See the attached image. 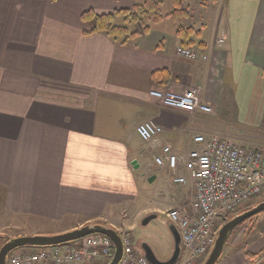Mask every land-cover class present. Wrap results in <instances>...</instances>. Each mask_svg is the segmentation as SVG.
Instances as JSON below:
<instances>
[{
	"label": "crops",
	"instance_id": "obj_1",
	"mask_svg": "<svg viewBox=\"0 0 264 264\" xmlns=\"http://www.w3.org/2000/svg\"><path fill=\"white\" fill-rule=\"evenodd\" d=\"M143 1L0 0V233H57L88 223L130 231L145 181L164 171L152 162L164 144L186 154L200 132L242 142L214 128L225 102L262 120L264 0H188L195 7L189 16H168L169 6L147 33L128 41L87 32L93 26L84 12L108 14ZM183 44L208 59L178 56ZM158 70L169 71L165 82L152 77ZM155 87L198 88L214 112L168 109L149 95ZM145 120L164 128L159 145L140 138L137 127ZM167 173L174 186L175 174ZM176 191L172 205L188 190ZM253 263L235 255L223 264Z\"/></svg>",
	"mask_w": 264,
	"mask_h": 264
},
{
	"label": "built area",
	"instance_id": "obj_2",
	"mask_svg": "<svg viewBox=\"0 0 264 264\" xmlns=\"http://www.w3.org/2000/svg\"><path fill=\"white\" fill-rule=\"evenodd\" d=\"M176 52L184 58L199 57L189 47L179 46ZM149 95L168 109L214 112L212 106L202 104L196 89L178 92L155 87ZM137 132L144 142L156 146L161 143L164 128L153 120H145ZM191 137L195 146L186 154L164 144L152 158L161 170L175 174V184L191 186L193 193L189 203L165 212L182 237L181 254L175 264H198L210 253L230 214L252 199L264 197V147L244 145L221 133H196ZM120 234L124 246L118 264H153L135 247L127 232ZM115 252L111 238L94 234L81 242L17 249L9 255L8 264H109Z\"/></svg>",
	"mask_w": 264,
	"mask_h": 264
},
{
	"label": "rangeland",
	"instance_id": "obj_3",
	"mask_svg": "<svg viewBox=\"0 0 264 264\" xmlns=\"http://www.w3.org/2000/svg\"><path fill=\"white\" fill-rule=\"evenodd\" d=\"M186 5L188 7V11L190 7L195 8L194 6L188 5V3ZM169 6L173 10V7H172L173 0H164L161 6H159L160 15L162 14L163 16H165L169 10ZM152 20L154 21L153 16L149 20V22ZM116 22L119 25L128 24L129 30L130 28L132 29L137 28L141 30L140 25H137L134 27L133 23L130 24V23L124 22L123 18H119ZM209 30H210V27H209ZM225 40H226L225 36L222 35L221 37L217 39V43H219V45H222L225 43ZM180 46H184V45H180ZM184 47L192 48L199 53V57L197 59H191V58H185V59H189V60H199V59L207 60L208 59V56L202 55L198 48L192 47V46H184ZM192 89L197 90L198 97L200 99V90L198 88H192ZM224 90L225 92H227L229 90V86L225 87ZM218 107H219L218 114L214 115L212 118L217 122L216 124H214V128L223 127V128L228 129L231 133L241 136V138L243 139L242 142H239L237 141L238 139H236V141L241 144L248 145V146L259 145L261 147H264V116L262 120L257 122L256 120L250 118L249 116L244 115L245 113L244 105H239V108H238L237 104L225 102L224 105L218 106ZM200 133H203V132H200ZM204 134H207V133H204ZM224 135H227V134H224ZM233 139L235 140V138ZM167 172H168L167 170L162 171L161 176H159L158 179L156 180L150 181V179L148 178L145 181L144 186H145L146 191L143 195V198L138 202L137 211H140V214H138V217L135 221V226L130 231L129 229H126V228L121 229L120 231L118 230L119 233L127 232V234H129L130 237L133 239L135 247L139 249L140 251H142L143 253H144L143 244L146 243L147 245L151 246V248L154 250L155 254L160 260H165V261L168 260L173 255L174 249H175L174 238L169 229V225H170L169 218L167 217L165 213L157 212L155 213L157 214V218L153 219L149 224L143 225V220L147 217V214H145L146 213L145 210L146 209L149 210V208H155V209L164 210L166 212L170 209V207L177 206L178 204L180 206H184L185 204L183 203H189L193 196V193L188 185L186 186L176 185L173 183L174 184L173 186L170 182L171 176ZM148 176H151L150 172ZM177 187H179L183 191H186V190L188 191L186 192V196L180 203L172 205L170 203L172 197L176 198L177 195H179L178 191H176ZM262 201H264V197L254 198L250 202L244 204L238 211H236L233 214H230L229 217H231L232 215L235 216V215L241 214L255 207L257 204H259ZM150 214H153V213H150ZM36 233L37 232H31L29 230H25L23 232H17V230L15 231L7 230L3 233H0V248L3 245V243L6 242V240L11 237H16V236H21V235H34ZM40 233H47V232H40ZM83 239H80L77 241L81 242L83 241ZM249 248H251L252 251H257L255 255L258 258H251V259H254L253 264H256V263L263 264L264 263V212L256 216H253L252 218H249L248 220L240 224L239 227L235 229L233 234L230 235V238L223 252V255L217 264H223L227 258L230 259V257L235 256V255H238V256L244 255V256L249 257L252 254V252H249L250 251L248 250ZM22 251H24V249H22ZM207 256L201 258L198 264L200 262H201L200 264H203ZM96 264H103V262L96 261Z\"/></svg>",
	"mask_w": 264,
	"mask_h": 264
},
{
	"label": "water",
	"instance_id": "obj_4",
	"mask_svg": "<svg viewBox=\"0 0 264 264\" xmlns=\"http://www.w3.org/2000/svg\"><path fill=\"white\" fill-rule=\"evenodd\" d=\"M154 179L155 176H152L150 181H153ZM262 212H264V201L226 221L220 228L216 242L203 264H217L223 255L233 230L249 218H252ZM155 218H157V214L155 213L147 215V217L143 220V225L149 224ZM169 229L174 238L175 249L173 255L168 260H160L151 246L146 243L143 244L144 255L153 264H175L180 257L182 250L181 234L173 223H170ZM94 234H102L112 239L116 252L115 257L109 264H118L123 255V239L116 228L104 223L83 224L73 229L57 233H36L34 235L11 237L6 240L0 248V264H8V254L18 248L52 246L70 243Z\"/></svg>",
	"mask_w": 264,
	"mask_h": 264
},
{
	"label": "trees",
	"instance_id": "obj_5",
	"mask_svg": "<svg viewBox=\"0 0 264 264\" xmlns=\"http://www.w3.org/2000/svg\"><path fill=\"white\" fill-rule=\"evenodd\" d=\"M163 1L164 0H144L143 2L136 4L133 9H120L112 13L102 14V15H98L93 10H89L82 14V19L84 22H91L93 26L92 30L87 32L90 33L104 32L107 35L113 36L115 38L124 37V41H128L129 38L136 37L141 33H147L150 30V26L148 25V22L152 18V16L156 21L163 17V15L162 14L160 15L159 13L160 10L159 6H161ZM187 1L188 0H173V10L170 14L167 15L173 18H181V17L184 18L189 16L188 7L186 5ZM119 18H123L124 22L130 24L133 23L134 27L140 25L141 30L137 28L135 29L130 28L129 30L128 24L127 25L117 24L116 21ZM202 44H204V42H202L201 45ZM184 46H189V45H184ZM167 75H169L168 70H158L152 74V77L154 78L155 81L161 79L163 82H165L164 78ZM231 217L233 218L234 215H232ZM231 217H229L227 220H230ZM235 229L233 230V232L235 231ZM233 232L231 234H233ZM249 257L256 258L257 256L252 253Z\"/></svg>",
	"mask_w": 264,
	"mask_h": 264
}]
</instances>
